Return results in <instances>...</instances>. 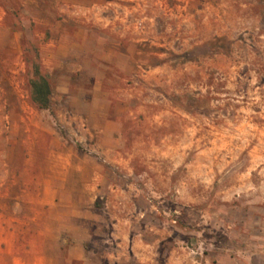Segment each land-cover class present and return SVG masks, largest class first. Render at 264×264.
Instances as JSON below:
<instances>
[{"label": "rangeland", "instance_id": "1", "mask_svg": "<svg viewBox=\"0 0 264 264\" xmlns=\"http://www.w3.org/2000/svg\"><path fill=\"white\" fill-rule=\"evenodd\" d=\"M263 252L264 0H0V264Z\"/></svg>", "mask_w": 264, "mask_h": 264}, {"label": "trees", "instance_id": "2", "mask_svg": "<svg viewBox=\"0 0 264 264\" xmlns=\"http://www.w3.org/2000/svg\"><path fill=\"white\" fill-rule=\"evenodd\" d=\"M32 74V79L29 81L31 100L40 109L47 110L51 104V87L49 81L41 73L40 67L36 63L32 66Z\"/></svg>", "mask_w": 264, "mask_h": 264}, {"label": "crops", "instance_id": "3", "mask_svg": "<svg viewBox=\"0 0 264 264\" xmlns=\"http://www.w3.org/2000/svg\"><path fill=\"white\" fill-rule=\"evenodd\" d=\"M248 264H264V252L256 260L248 259Z\"/></svg>", "mask_w": 264, "mask_h": 264}]
</instances>
